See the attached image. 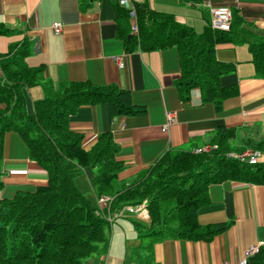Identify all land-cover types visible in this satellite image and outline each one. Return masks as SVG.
Listing matches in <instances>:
<instances>
[{
    "label": "crops",
    "instance_id": "crops-1",
    "mask_svg": "<svg viewBox=\"0 0 264 264\" xmlns=\"http://www.w3.org/2000/svg\"><path fill=\"white\" fill-rule=\"evenodd\" d=\"M209 1L232 12L233 41L218 44L215 55L219 62L234 67L233 72L220 77V84L236 87L237 93L226 99L220 110L204 101L200 88L192 89L187 99L181 96V54L176 47L148 51L135 46L128 50L123 32L127 17L119 0H0V25L10 31L0 35V54L26 41L31 44L26 63L42 65L44 78L55 86L90 82L130 93L133 106L141 109L138 113L112 117L108 104L102 103L82 106L69 119V128L82 135L86 151L95 147L102 134L112 136L118 147L115 159L124 166L118 174V188L129 186L167 152L217 149L215 137L221 129L231 132L228 155L248 150L245 142L249 139L264 140V78L257 74L250 50L253 44L264 42V0ZM205 2L134 0V6L145 5L170 15L200 35L212 29ZM133 22L129 17V36ZM55 23L62 24L60 34L54 32ZM114 57H122L123 68ZM40 98L41 89L29 90L28 111ZM5 108L0 104V112ZM168 114L174 117L172 123ZM94 174L95 170L87 168L78 180L90 187L97 199L90 183ZM0 180V201L48 185V172L30 158L26 144L13 132L4 137ZM143 203L146 201L126 207ZM121 208L110 214V231L123 217L115 215ZM133 216L143 223L148 220ZM197 218L202 226L228 227L210 241L161 240L140 234L135 226L139 221L128 220L133 228L120 223L116 233L110 232L104 251L87 264H239L248 249L261 243L264 246V185L239 181L211 185L208 203L200 207ZM145 238L149 242L143 244Z\"/></svg>",
    "mask_w": 264,
    "mask_h": 264
},
{
    "label": "trees",
    "instance_id": "trees-1",
    "mask_svg": "<svg viewBox=\"0 0 264 264\" xmlns=\"http://www.w3.org/2000/svg\"><path fill=\"white\" fill-rule=\"evenodd\" d=\"M123 10L128 50L138 46L148 51L171 47L180 51L178 88L184 99L192 89L200 88L204 101L220 110L226 99L236 95V87L220 84V77L233 72L234 67L219 62L215 55L218 44L233 41L230 32L208 28L198 35L172 16L138 5L139 34L129 36V12ZM8 33L0 25V35ZM250 50L255 70L264 78V42L253 44ZM30 52L31 44L25 41L0 54V104L6 107L0 112V177L4 137L13 132L26 144L30 158L48 172V185L0 201V264H82L104 251V228L109 224L96 215L97 207L75 183L87 168L95 170L90 183L97 196L113 198L112 209L146 201L149 220L136 222V229L161 240L210 241L227 229L226 225L202 226L198 222L197 212L208 203L211 185L225 181L264 185V162L250 165L229 158L231 132L221 129L215 137L217 149L201 154L167 152L133 184L118 188V174L124 166L115 159L118 147L112 136L102 134L95 147L86 151L82 135L69 128V119L82 106L102 103L108 104L112 117L141 109L133 106L129 92L114 85L66 82L55 86L44 78L42 65L26 63ZM38 85L42 98L32 102L30 112L29 90ZM245 146L264 153V140L249 139ZM247 264H264V246Z\"/></svg>",
    "mask_w": 264,
    "mask_h": 264
},
{
    "label": "built area",
    "instance_id": "built-area-1",
    "mask_svg": "<svg viewBox=\"0 0 264 264\" xmlns=\"http://www.w3.org/2000/svg\"><path fill=\"white\" fill-rule=\"evenodd\" d=\"M119 5L123 8H125L129 12V17L134 21L131 25V35L132 36H138L139 34V27H138V21H137V13L134 6V0H119ZM205 6L208 7L211 15V22L210 26L212 30L214 31H221V32H229L232 27V12L227 7H214L209 0L205 2ZM54 32L56 34H60L62 31V24L61 23H55L53 25ZM113 60L115 63L120 67H124V63L122 60V57H114ZM168 121L170 123L173 122V115L168 114ZM215 149V147H214ZM211 149L207 148H200L195 150L196 153L201 154L205 152H209ZM261 154L258 151L253 150H246L242 153H232L229 154L228 157L232 159H236L241 163H247L250 165H256L259 161V156ZM113 200L109 197L102 196L98 198V205L96 210V215L106 219L108 222L112 221L111 217V206H112ZM124 214H132L137 215L143 219L149 218V212L147 210L146 203H143L139 206H127L121 208L117 213L115 212V215L117 216H123ZM263 244L261 243L258 246L251 247L248 249L245 254L244 258L240 261L239 264H247L248 260L257 254Z\"/></svg>",
    "mask_w": 264,
    "mask_h": 264
},
{
    "label": "rangeland",
    "instance_id": "rangeland-1",
    "mask_svg": "<svg viewBox=\"0 0 264 264\" xmlns=\"http://www.w3.org/2000/svg\"><path fill=\"white\" fill-rule=\"evenodd\" d=\"M41 89L40 87H39V85L38 86H35L34 87V89ZM259 162H264V153H262L260 156H259ZM78 180V177L76 178V181ZM80 181V182H79ZM77 183H78V185L80 186V187H78L79 189H81V188H83V194L85 195V194H87V198L91 201V203L92 204H94V205H96L97 204V199H96V197L94 198V194H93V191L91 190V188L90 187H86V185L85 184H83L82 182H81V180H78L77 181ZM80 183V184H79ZM82 190V189H81ZM122 218H125V219H122ZM122 218H119V220H117V222H115L113 225H112V228H111V231H112V235L114 234V233H116L117 232V230L119 229V228H117L119 225H120V223H129V227H132L133 228V225L131 224V222L130 221H132V220H137V221H139L140 223H143L140 219H137L136 218V216H133V215H127V214H125V215H123V217ZM128 220H130V221H128ZM144 225V224H143ZM142 227L143 226H141V230H143L142 229ZM130 229V228H129ZM104 231H105V234H106V242H108L109 241V235H110V225H105V228H104ZM129 233H130V230H129ZM144 233V232H143ZM142 240V242H143V244H146V243H148L149 242V238L147 239V238H145V239H141ZM93 257H96V255L94 254V255H92L91 257H89L88 259H86V260H83L82 261V264H87L90 260H91V258H93Z\"/></svg>",
    "mask_w": 264,
    "mask_h": 264
}]
</instances>
